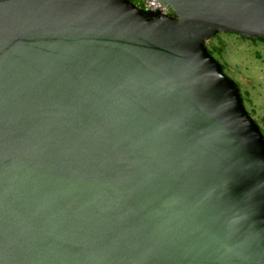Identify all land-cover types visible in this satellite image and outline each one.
<instances>
[{
  "label": "water",
  "instance_id": "obj_1",
  "mask_svg": "<svg viewBox=\"0 0 264 264\" xmlns=\"http://www.w3.org/2000/svg\"><path fill=\"white\" fill-rule=\"evenodd\" d=\"M159 1L0 0V264H264V0Z\"/></svg>",
  "mask_w": 264,
  "mask_h": 264
},
{
  "label": "rangeland",
  "instance_id": "obj_2",
  "mask_svg": "<svg viewBox=\"0 0 264 264\" xmlns=\"http://www.w3.org/2000/svg\"><path fill=\"white\" fill-rule=\"evenodd\" d=\"M208 47L239 83L248 111L264 131V40L221 32L208 41Z\"/></svg>",
  "mask_w": 264,
  "mask_h": 264
},
{
  "label": "built area",
  "instance_id": "obj_3",
  "mask_svg": "<svg viewBox=\"0 0 264 264\" xmlns=\"http://www.w3.org/2000/svg\"><path fill=\"white\" fill-rule=\"evenodd\" d=\"M139 5L147 6L149 8H160L165 13L171 12L170 7L163 4L159 0H141Z\"/></svg>",
  "mask_w": 264,
  "mask_h": 264
},
{
  "label": "trees",
  "instance_id": "obj_4",
  "mask_svg": "<svg viewBox=\"0 0 264 264\" xmlns=\"http://www.w3.org/2000/svg\"><path fill=\"white\" fill-rule=\"evenodd\" d=\"M260 39L264 40L263 38H260Z\"/></svg>",
  "mask_w": 264,
  "mask_h": 264
}]
</instances>
